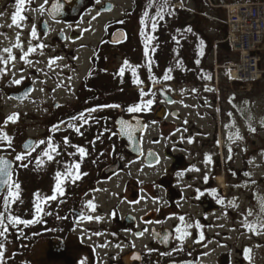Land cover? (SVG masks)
Instances as JSON below:
<instances>
[{
	"label": "flooded vegetation",
	"instance_id": "af4514ba",
	"mask_svg": "<svg viewBox=\"0 0 264 264\" xmlns=\"http://www.w3.org/2000/svg\"><path fill=\"white\" fill-rule=\"evenodd\" d=\"M117 1L26 0L22 13L26 19L20 21L22 27H19L23 32L9 33L17 28L11 20L16 11L15 0H0V57L8 59V53L4 51L8 48L14 54L16 46L10 38L12 34L22 39L24 52L29 47L36 48L28 56L29 63L23 60L22 68L27 75L22 79H15L11 60L7 65L0 61V102L8 100L9 103L22 104L34 99L39 71L47 66V57L54 52L56 45L61 48L55 52L56 58L70 50V56L75 60L78 59L77 52H91L88 67L74 64L69 78H75L76 85L67 86L78 105L75 110L80 111L73 117L85 113L88 121L83 123L74 119L77 127L80 126L77 135L82 134L75 146L77 149L83 147L87 155L69 160L70 163L64 165L79 162L81 179L75 183L66 180L70 185L66 189L62 185L64 195H58L53 204L48 201L44 205L45 212H51V215H43V222L27 227L21 225L25 233L24 250L31 248L34 253L29 254L26 264H225L224 242L218 232L222 224H219L218 215L225 201L232 202L237 181L232 178V172L237 169L231 162L224 161L220 96L214 98L216 103L213 105L203 102L209 107L205 115L212 120L209 132L197 126L191 115L183 117L179 108L181 99L168 89L155 86L161 81L155 71H152V79L143 80L142 84L149 88H136V94L129 96L138 98L135 105L153 99L149 111L128 113L122 105L106 107L118 104H112L109 99L111 91L100 88L96 82L102 76L111 78L117 73H110L112 57L124 62L131 49H138L132 44L133 37L127 30L128 11L118 19H109L117 10ZM56 6L59 11H54ZM108 16L105 36L97 43H85L96 20ZM33 27L36 38L31 35ZM120 31L125 33V38L117 43L115 34ZM39 44L45 47L40 49ZM78 44L80 46H76ZM166 46H161V50L164 51ZM149 47L160 50L155 39ZM167 48H170L169 44ZM25 89L30 91V96L19 100L18 96ZM125 89L127 94L126 86ZM141 91H151L155 95L143 98ZM60 106L58 104L56 109ZM191 107L196 108L195 105ZM92 108L97 110L88 114ZM120 109L122 113H119ZM120 117H137L146 125L140 138L141 149L137 152L130 151L128 143L119 135L117 121ZM177 122L181 125L176 126ZM150 129L154 130V136L146 142ZM176 130L184 133L179 139ZM112 131L115 133L114 142L108 135ZM11 159L14 161L13 157ZM161 167L162 173L159 174ZM222 176L228 190L219 186L218 180ZM51 179L56 182V176ZM51 179H43L39 184L43 187L42 198L53 194L56 183L46 184ZM221 199L223 204L218 202ZM89 202L95 204V211L86 207ZM81 215L93 219L80 220ZM181 216L185 218V224L191 225L186 229L190 235L184 240H178L179 234L175 231L181 226ZM197 223L200 227L196 226ZM8 234L11 235L9 231ZM36 245H39V255L35 260ZM16 252L21 251L18 248Z\"/></svg>",
	"mask_w": 264,
	"mask_h": 264
},
{
	"label": "rangeland",
	"instance_id": "374dc122",
	"mask_svg": "<svg viewBox=\"0 0 264 264\" xmlns=\"http://www.w3.org/2000/svg\"><path fill=\"white\" fill-rule=\"evenodd\" d=\"M149 2L150 0H118L117 10L110 18L108 16L96 20L94 29L87 36L85 43H97L106 34L104 27L108 18L118 19L123 12L128 11L127 30L133 37L132 44L138 46V49L136 47L131 49L129 54L127 53V62L134 66L140 65L137 68L139 80L143 82L145 78L152 79V71H155L161 79L159 83H155V86L164 87L181 99L179 108L183 117L191 115L192 121L205 132L212 129V120L205 115L209 108L207 105L216 103L214 98L220 96L224 122L222 123L224 161L229 164L231 162V165L237 169L232 172V178L237 180L234 183L233 198L230 200L232 202L225 201L222 212L218 215L219 224H222L218 232L224 242L222 252L225 264H264V234H253L243 223L245 219L249 223H256L258 218H264V212H261V204H264V82L254 86L250 92L246 87L231 85L227 69L222 67L234 63L236 56L228 46L221 43L228 33L224 24L227 19L224 7L237 3H262L264 0H169V11L172 14L168 15L166 12L164 20L159 21L154 32L150 30V20L155 17L156 7L155 5L148 7ZM155 2L159 4L160 0ZM145 10L149 12L147 28L141 24ZM20 29L13 28L9 33L23 32V29ZM142 31L154 36L160 47V50L154 51L149 47L148 58L144 55ZM15 35H10L14 46L19 44L23 47L22 39ZM168 44L170 48H167ZM165 45L167 46L164 51L161 50V46ZM20 49L21 47L17 46L13 49L16 60L11 61L10 65L16 80L27 75L22 68L24 61L21 59L23 53ZM60 49V45H56L54 52L52 51L47 57V66L41 67L38 90L32 101L22 104L9 103L8 100L0 102V131L6 132L12 138L10 148L6 142H0V157H13L15 161L13 181L19 183L20 189L19 200L11 205V209L14 215L22 219L33 218L35 194L39 193L42 198L43 187L39 186L41 180L48 177L51 179L57 172L64 173L68 168L64 165L70 163L69 160L75 161L81 158L75 141L78 142L82 134L77 135L75 127L78 123L73 119V115L80 111L75 110L78 105L67 86L76 85L75 78H69L74 64L82 68L88 67L91 52L88 50L77 52L78 59L75 60L70 56L72 53L70 50L68 54H62L57 59L55 52L61 51ZM113 53L112 51L111 56ZM149 58L153 62L151 71L147 66ZM53 59H56V62L50 64ZM110 61H112L110 73H117L111 78L102 76L96 85H100V88L104 87L108 92L111 91L109 99L112 104L117 102L119 106L126 108L134 106L138 98L129 96L132 93L136 94V88L144 89L149 86L137 84L136 78L128 69L123 76L119 75V69L125 61L121 62L115 57ZM33 67L32 72L35 71ZM169 68L172 69L170 73L172 79L164 81L163 76L167 74ZM115 89L117 90L114 91ZM58 104L61 106L56 109ZM193 105L196 108H192ZM115 111L113 109V113H116ZM13 112L18 114L15 122L8 120ZM229 112L233 114L231 118L228 116ZM63 121L65 123L61 124ZM180 125L181 123L177 122L176 126ZM253 128L255 131L250 130ZM113 131L108 135L114 142ZM237 132L240 138H237ZM183 134L182 131H175L178 139ZM153 136L154 130L150 129L145 137L146 142H149ZM29 139L36 140L37 145L23 161H17L15 157L25 154L21 149ZM65 139L68 141L67 144L64 142ZM41 140L45 143L39 144ZM49 140L58 146V154H53L52 160L43 156ZM37 160L41 161L39 165ZM22 164L26 166H21ZM161 173L162 167L159 168V174ZM55 183L53 179L46 182L48 185ZM69 185L70 182H65V189ZM225 190H228L227 187ZM6 195L7 193L0 197V210L3 209V198ZM53 202L49 201V204ZM232 203H235L236 207H233ZM249 210L253 212L252 216H247ZM8 231L11 235L5 233L7 239L0 237V244L4 245V264H26L29 254L34 253L30 251L31 248L24 250L25 233L22 226H9ZM18 248L21 251L19 253L16 252ZM34 248L37 252L33 255V259L36 260L39 255V245ZM246 249H251L250 261L245 259Z\"/></svg>",
	"mask_w": 264,
	"mask_h": 264
},
{
	"label": "snow or ice",
	"instance_id": "6c2138e0",
	"mask_svg": "<svg viewBox=\"0 0 264 264\" xmlns=\"http://www.w3.org/2000/svg\"><path fill=\"white\" fill-rule=\"evenodd\" d=\"M30 2V0H29ZM97 3L100 2V0H96ZM25 3L26 0H15V4H16V11L15 13L12 15L11 20H12V24L16 25L17 27H22V25L20 24V21H23L26 19L25 16L22 15V13L25 11ZM153 5H155L156 7V11H155V17L151 18L150 20V30L152 32H154L157 28V25L159 23V21L164 20L165 18V13L167 12L168 15H171L172 12L169 11V0H160L159 4H156L155 0H150L148 7H152ZM41 11H43V8L40 9ZM54 11H59V6H56V8H54ZM149 20V12L147 10L144 11L143 13V18L141 20V24L145 25V27L147 28L148 25L146 24V21ZM188 31H191V29H188ZM31 35L36 38L37 37V33H36V29L35 27H33L32 33ZM142 36H144V55L146 58L149 57V46L152 44L153 39H155L154 36L150 35L148 32L146 31H142L141 33ZM177 43H179V41H177ZM201 43H203L201 41ZM17 47H21L22 49V56L21 59H23L26 63H29L30 61L28 60V56L36 51L35 47H29L28 50L26 52L23 51L22 45L17 44ZM37 47H39L40 49H43L45 47L44 44H39ZM155 49H153L154 51ZM6 53H8V59H4L3 57H0V61H2L5 65H7L8 61H15L16 57L14 55H12V49L8 48L4 50ZM58 59V58H57ZM56 59H53L52 61H50V64L55 63ZM198 62V61H197ZM152 60L149 58L147 59V66H148V70L151 71V67H152ZM140 67V65H131L129 62L125 61L124 65L119 69V75L123 76L125 74V70L128 69L131 71V74L134 78H136V83L137 84H142L143 82L141 80H139V78L137 77V68ZM172 72V69L169 68L167 70V74H165L163 76V80L164 81H168L170 79H172L170 73ZM210 78V77H209ZM156 81L153 80V83H155ZM15 83H20V81H15ZM141 97L143 96H154L155 94L152 93L151 91L149 92H143L141 91L140 93ZM154 103L153 99H148L147 101L141 102L137 105L134 106H130L127 107L126 111L128 113H139L143 110H150L152 105ZM106 107H120L119 105H106ZM97 109L92 108L88 110V114L95 112ZM232 113L229 112L228 116L231 118L232 117ZM18 119V114H14L10 117H8L9 121L15 122ZM73 119H78L80 121H82L83 123H87V118H86V114L85 113H81L80 116L78 117H73ZM120 123V132L121 134H127L129 136V138H131L132 132L135 131V129L132 128V126L130 124H128L125 120L121 119L119 121ZM70 127H74L72 125H70ZM251 131H255V129H250ZM75 131L79 132L80 128L79 127H75ZM115 134V133H114ZM237 138L239 137V133L237 132ZM229 139H231V136H229ZM0 142H6L8 147L10 148L12 146V138L10 136H8V134L6 132H2L0 131ZM66 144L68 143L67 139H65L64 141ZM45 141L41 140L39 141V144H44ZM31 150L34 149H29L25 154H19L15 157V159L17 161H23L26 158V155H30L31 154ZM229 151H231V149H229ZM78 152L81 158L85 157L87 155L86 150L83 147H79L78 148ZM53 154H58V146L54 145L51 140H49L47 142V150H45L43 152V156L47 157L48 160H52L54 159V155ZM208 161H211V158L208 157L207 158ZM37 164H40V160L36 161ZM21 166H26V165H21ZM12 165L9 161L4 160L2 158H0V189H6L7 190V195L4 196L3 198V209L0 210V237H4L5 239H7V237L5 236V233L8 232L9 230V226H19V225H24L25 227L29 226V225H33L36 223H41L42 221V216L43 215H51V212H45L44 210V205H46L48 203V201H56L59 196H63L64 195V188L62 187V185L66 182V180L71 179L72 183H75V181L81 179V173L79 171L80 169V163L77 162L75 164L69 165L67 168V171L65 173H60L57 172L56 174V184H55V188L53 191V194L43 197L41 198L39 193H36V200L34 202V214H33V218L31 219H22L16 215H14L12 213V209H11V205L14 204L17 200H19V189H20V185L18 182H14L12 179ZM247 175V173H246ZM207 179V177L205 178ZM215 194V193H214ZM219 203L223 204L224 201L221 199L218 201ZM233 207H236L235 203H232ZM86 207L91 210V211H95V204L92 202H89ZM261 212H264V204H261ZM253 212L252 211H248L247 212V216H252ZM80 220H92L93 217L92 216H83L81 215L79 217ZM96 219H99L98 217ZM179 220L181 222V226L177 227L175 229V231L179 234L176 238L178 240H184L185 237H187L188 235H190L189 232H187V228L191 227V225H187L184 223L185 218L183 216L179 217ZM244 226L253 234L259 235V234H264V218H258L256 223H249L247 222V219H245V221H243ZM197 227H200V225L197 223L196 225ZM203 239V233L201 232V240ZM250 252L251 249H246L245 250V259L249 260L251 259L250 257ZM0 264H4V245L0 244Z\"/></svg>",
	"mask_w": 264,
	"mask_h": 264
},
{
	"label": "built area",
	"instance_id": "2783aa9c",
	"mask_svg": "<svg viewBox=\"0 0 264 264\" xmlns=\"http://www.w3.org/2000/svg\"><path fill=\"white\" fill-rule=\"evenodd\" d=\"M229 35L226 42L238 52L241 61L234 66L231 79L238 80L251 87L247 75L254 74V65L258 60L252 58V52L259 50V42L254 40L256 31L264 28V3L228 6Z\"/></svg>",
	"mask_w": 264,
	"mask_h": 264
},
{
	"label": "water",
	"instance_id": "95a60500",
	"mask_svg": "<svg viewBox=\"0 0 264 264\" xmlns=\"http://www.w3.org/2000/svg\"><path fill=\"white\" fill-rule=\"evenodd\" d=\"M80 3H81V0H80ZM115 38H116L115 42L117 43L122 42V40L125 38V33L118 32L115 35ZM30 94H31L30 91H27L25 89V91L18 96V99L24 100L25 98L30 96ZM121 119L125 120L128 124L132 126L133 129H135V131L132 132L131 138H129L127 134H121L120 132L121 126L119 123ZM142 121L143 120H141L140 118H130V119L120 118L117 122L119 134L121 138L125 141V143H128V149L132 152H137L138 149L139 150L141 149L140 138H141V135L144 134V131L146 129V125ZM35 144H36V140H33V139L27 140L23 145L24 152H27L30 148L33 149L35 147ZM2 159L7 160L11 163L12 165L11 171L13 174L14 162L11 161L9 158L7 159V157H3ZM5 191L6 189H0V197L4 195Z\"/></svg>",
	"mask_w": 264,
	"mask_h": 264
},
{
	"label": "bare ground",
	"instance_id": "6f19581e",
	"mask_svg": "<svg viewBox=\"0 0 264 264\" xmlns=\"http://www.w3.org/2000/svg\"><path fill=\"white\" fill-rule=\"evenodd\" d=\"M254 40L258 41L260 44L259 50H254L252 52V58L258 60L256 66L254 65V74L250 73L247 75L248 80L253 83L251 88L264 82V28L258 30L254 34ZM219 186L225 189V180L223 176L218 180ZM222 188V189H223Z\"/></svg>",
	"mask_w": 264,
	"mask_h": 264
},
{
	"label": "trees",
	"instance_id": "16d2710c",
	"mask_svg": "<svg viewBox=\"0 0 264 264\" xmlns=\"http://www.w3.org/2000/svg\"><path fill=\"white\" fill-rule=\"evenodd\" d=\"M222 60V59H221Z\"/></svg>",
	"mask_w": 264,
	"mask_h": 264
}]
</instances>
